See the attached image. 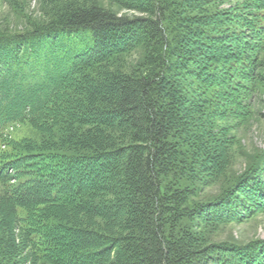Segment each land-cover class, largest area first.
Masks as SVG:
<instances>
[{
  "label": "trees",
  "instance_id": "trees-1",
  "mask_svg": "<svg viewBox=\"0 0 264 264\" xmlns=\"http://www.w3.org/2000/svg\"><path fill=\"white\" fill-rule=\"evenodd\" d=\"M44 3L48 22L0 30V137L47 138L0 156V255L264 264V240L216 239L264 212V165L230 170L232 132L257 105L264 0Z\"/></svg>",
  "mask_w": 264,
  "mask_h": 264
},
{
  "label": "rangeland",
  "instance_id": "rangeland-1",
  "mask_svg": "<svg viewBox=\"0 0 264 264\" xmlns=\"http://www.w3.org/2000/svg\"><path fill=\"white\" fill-rule=\"evenodd\" d=\"M24 1V2H23ZM20 1L15 7H10L7 3L0 0V30L9 27L12 31H23L30 29L31 25L36 22H48L50 8L45 6L44 0H23ZM56 6L61 5L63 0H55ZM94 3L101 5H108V0H92ZM123 13L133 14L135 12L123 9ZM44 14H46L44 16ZM264 22V21H262ZM9 23V25H8ZM264 24V23H263ZM6 27V28H7ZM59 52V51H58ZM143 51L138 50L128 54L121 59H117L120 64L127 65L137 64L141 59ZM264 59V57H263ZM24 74L30 76L36 75L39 80L44 72L38 69L24 70ZM259 79L256 80V93L257 105H253L254 113L250 119L244 123H238L232 132V137L236 138L232 150V159L230 170L234 174H241L247 165H264V68L258 71ZM47 140L31 128L29 125L18 126L13 129L7 130L0 137V156H7L10 153H16L18 150L23 152L25 150L41 149L39 147ZM236 151V153H235ZM234 155V156H233ZM231 177L229 174L227 178ZM208 193H215V189L208 190ZM216 234L217 241H230L240 244H246L251 241L264 240V212L249 218L245 223L238 225L227 226L222 228ZM16 235L17 244L21 243V232ZM29 249L23 244H20L18 251L11 253L10 256L0 255V264H43L32 263L29 259ZM40 261V260H39Z\"/></svg>",
  "mask_w": 264,
  "mask_h": 264
}]
</instances>
